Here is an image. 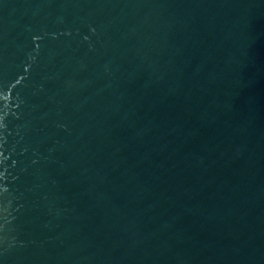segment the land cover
Listing matches in <instances>:
<instances>
[{"label": "water", "instance_id": "95a60500", "mask_svg": "<svg viewBox=\"0 0 264 264\" xmlns=\"http://www.w3.org/2000/svg\"><path fill=\"white\" fill-rule=\"evenodd\" d=\"M0 264H264V0H0Z\"/></svg>", "mask_w": 264, "mask_h": 264}]
</instances>
